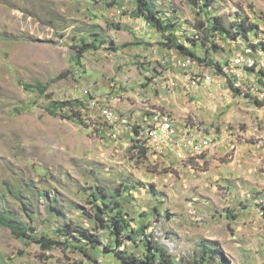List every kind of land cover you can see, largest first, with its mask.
<instances>
[{"label":"rangeland","instance_id":"rangeland-1","mask_svg":"<svg viewBox=\"0 0 264 264\" xmlns=\"http://www.w3.org/2000/svg\"><path fill=\"white\" fill-rule=\"evenodd\" d=\"M151 1L181 42L205 41L198 42V55L225 65L223 72H231L228 60L239 47H264V0ZM135 6V0H0V213L63 242L64 228L90 229L103 236L100 251L91 250L98 263L122 264L108 227L100 228L94 193L103 191L111 201L126 190L119 199L129 226L119 250L142 254V240L150 236L175 264H264V104L257 102H264V66L244 71L261 98L228 91L219 84L223 73L208 87L204 75H194L192 87L189 71L180 67L183 55L132 16ZM214 15L232 29L250 24L248 38L208 37L194 28ZM92 41L100 48L86 51L80 64L75 47ZM176 76L186 83H172ZM20 80L51 86L40 94ZM92 97L128 119L120 136L89 103ZM62 100L75 107L47 111ZM78 100L89 103L90 110L81 109L85 123L69 116L80 109ZM153 108L224 146L175 154L150 148L134 126H145ZM106 210L109 224L115 212ZM80 244L86 245L72 239L71 245ZM0 264L96 263L72 247L26 243L0 225Z\"/></svg>","mask_w":264,"mask_h":264},{"label":"trees","instance_id":"trees-1","mask_svg":"<svg viewBox=\"0 0 264 264\" xmlns=\"http://www.w3.org/2000/svg\"><path fill=\"white\" fill-rule=\"evenodd\" d=\"M136 6L131 11L133 17H139L146 20L150 25L155 27L166 39L165 42L161 43L165 47L170 50H176L178 53L183 55V57H191L192 64L198 65L199 62L202 66H206L207 68L213 69L215 73L221 74L223 73V66L218 62L208 61L206 58H202L198 55L197 46L198 42L201 41L194 38L189 37L188 41L189 44L183 43L179 40V36L175 32L174 23L168 22L165 17L160 15V12L155 8L153 2L151 0H135ZM205 6H209V1H205ZM124 8V7H123ZM118 29H122L121 26L116 25ZM197 31H201L206 36L210 33H217L220 36L227 38L229 40H237L238 36H244L248 38V32L252 29V26L247 25L246 23H234V29L228 24L226 18L222 15H214L212 17H208L207 20H203L198 22L194 25ZM213 33V35H215ZM210 41V40H209ZM203 45L207 44L205 41H201ZM211 41V48L217 47L216 44L212 43ZM214 45V47H213ZM253 46H256L253 44ZM76 49V59L80 64H82V59L86 51L94 48L99 49V45L96 41H92L90 43L83 42L82 45L75 47ZM115 51H118L117 47H113ZM199 66V65H198ZM62 75H59L54 80L61 78ZM20 85H22L27 90H37L40 94H45L49 90L51 83H31L24 80H20ZM96 97V96H95ZM94 98V97H92ZM90 102V101H89ZM258 104L263 105L264 102L257 100ZM77 106H79V110L75 111L73 115H69L71 118L77 117L81 120L82 123L86 121L83 118V114L81 109H89V103H84L81 100L76 102ZM68 106L75 107L73 101L70 100H62V101H52L47 108V111L51 114H57V110H66ZM90 110V109H89ZM95 125L102 126L103 123L97 121V119H93ZM140 126V127H139ZM142 128V129H141ZM144 129V130H143ZM135 133L139 136H142L145 131V126L137 125L134 126ZM147 142V141H146ZM148 144V143H147ZM149 146V145H148ZM150 147V146H149ZM142 152L147 154L146 147L142 148ZM126 190L120 192H114L112 200H109V196L107 193L98 190L94 193V197L96 202L94 203V211L98 216L99 220L101 221L100 228L108 227L109 232L115 239V243L118 247L116 251V255L122 262V264H175L173 258L170 256L168 251L157 243L155 240L151 239L150 236L146 237L142 240L144 245V251L142 254H130L128 251L119 250L120 245L124 241L125 234L128 230L129 222L126 218V212L124 210V203L122 199H119V196H122ZM102 192V193H101ZM17 193V192H16ZM18 194V193H17ZM125 197V196H124ZM114 202V205L112 204ZM113 208L115 215L111 216V219H108L110 222H107L106 215L108 211L107 208ZM0 225L8 227L13 234L18 237L24 239L26 243H37L40 245L41 248L45 250H52L56 246H65L66 248H74L76 250L81 251L84 255L91 258L96 264L98 263V257L91 253V250L97 249L98 251L100 245L104 242L103 236L99 233H92L90 229H77L73 227H68L62 229V234L67 236L66 241H60L57 239H52L45 234L42 235H35L31 228L27 225H24L19 219L15 216L10 215L9 213L2 212L0 213ZM142 229V232L145 230V226ZM75 238L80 243H86V245H71L72 239ZM132 238L135 240V236L132 235ZM70 245V247H69ZM111 245H106V251H112L113 249L110 247Z\"/></svg>","mask_w":264,"mask_h":264},{"label":"built area","instance_id":"built-area-1","mask_svg":"<svg viewBox=\"0 0 264 264\" xmlns=\"http://www.w3.org/2000/svg\"><path fill=\"white\" fill-rule=\"evenodd\" d=\"M250 63L264 64V51L260 54L246 53L243 51V46L239 47L233 52V56L229 63L231 65V72H223L222 82H225L229 86V91H233L237 95H246L249 93H255L256 97L261 98L262 92H260L259 86H247V78H249V73L243 72V65ZM180 67L188 72V82L193 87L194 75H204L205 86H207L208 77H216L213 69L207 68L206 66H192L191 57H183L180 60ZM198 67V70H194ZM193 71V73H190ZM258 80V78H257ZM90 104L95 109H99L100 113L107 115L112 118L114 122V135L120 136L122 131V119L121 115L116 112L114 108L105 107L103 104L95 102V97L90 99ZM147 117V114L146 116ZM159 118L158 129H152L153 136L155 139V149L160 151L171 152L173 154L197 148L201 144L217 143L216 139H206L204 136H198L195 134V138L186 137V129H180L177 121L166 120L165 118ZM218 144V143H217ZM219 146H224V144H219Z\"/></svg>","mask_w":264,"mask_h":264},{"label":"bare ground","instance_id":"bare-ground-1","mask_svg":"<svg viewBox=\"0 0 264 264\" xmlns=\"http://www.w3.org/2000/svg\"><path fill=\"white\" fill-rule=\"evenodd\" d=\"M243 51L246 53L260 54L261 51H264V47L262 45H259V46L245 45L243 47ZM262 66H264V64H259V63L244 64L243 65V72L246 69L258 71V69L261 68ZM254 75H256V74L254 73ZM194 78H197V76H194ZM213 80H214V77H208L206 87H208L213 82ZM203 83L205 84L204 76H203ZM101 115L105 118V120L107 121V124L109 126H111L114 130V122H113L112 118H110L107 115L102 114V113H101ZM157 116H159L160 118H165L166 120H174L175 121L174 116L170 112L161 111V110H158L156 108L155 109L153 108L152 110L150 109L149 118L147 117L148 119L145 122V131H144L143 135L145 136L148 145L152 149H155V139L153 136L152 129H158V127H159V118H157ZM121 119L123 121L122 131H121V134H122V132L125 129H127L129 121H128V119H125V118H121ZM139 125H141V124L139 123ZM195 134L196 133L192 132L191 129L186 128V137L195 138ZM204 137L206 139H216L215 137H209V136H204ZM217 143L201 144L197 148H201V149H208V148L213 149L214 148V149H216L219 145V143L218 144Z\"/></svg>","mask_w":264,"mask_h":264},{"label":"crops","instance_id":"crops-1","mask_svg":"<svg viewBox=\"0 0 264 264\" xmlns=\"http://www.w3.org/2000/svg\"><path fill=\"white\" fill-rule=\"evenodd\" d=\"M137 18H139V17H137ZM142 19H143V18H142ZM143 20H144V19H143ZM141 24H142V23H141ZM143 24H144V26H146V29H147V27L151 26L148 22H146V20L144 21ZM153 30H154V29H153ZM156 38H160V39H161L162 37H161V35H160L159 33H157V34H156ZM229 61H230V60H228V63H229ZM224 66H225V65H224ZM258 75H259V74H258ZM179 79H180V80H179ZM215 79H216V78H215ZM219 79H220V80H219V82H220L219 84H220V85L225 84V82H222L223 79H222L221 77H219ZM170 80H171L172 83L177 82V84H179L180 81H181V82H184V84L186 83V79L183 80L181 77H178V76H176V79H175V77H173V78H171ZM225 85H226V84H225ZM228 91H229V90H228ZM104 103L108 104L107 101L104 102ZM173 116H174V115H173ZM147 117L149 118V113H147ZM147 117H146V118H147ZM148 118H147V119H148ZM174 119H175V121H177V124H178L179 128L182 129L181 126H180V124L178 123V119H177L176 116H174ZM139 123H140V122H139ZM188 128L191 129V131L194 132V133H197V134L199 133V131L193 130V129L190 128V127H188ZM185 129H186V128H185ZM201 133H202V132H200L199 134H201ZM202 134H205V133H202ZM219 151H220V150H219ZM205 152H206V151H205ZM167 153L173 154V153H171V152H167ZM202 154H203V153H201L200 155H202ZM195 155H199V154H193L192 152H189V155H188V156H195Z\"/></svg>","mask_w":264,"mask_h":264}]
</instances>
